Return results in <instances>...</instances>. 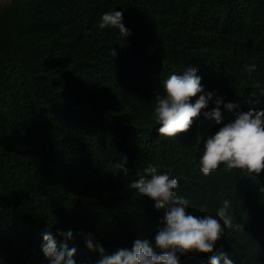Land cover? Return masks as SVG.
I'll use <instances>...</instances> for the list:
<instances>
[{
    "label": "trees",
    "instance_id": "16d2710c",
    "mask_svg": "<svg viewBox=\"0 0 264 264\" xmlns=\"http://www.w3.org/2000/svg\"><path fill=\"white\" fill-rule=\"evenodd\" d=\"M114 10L130 35L98 27ZM188 67L214 93L204 111L218 97L239 107L221 105V125L201 113L188 132L166 139L152 117L154 98L161 81ZM250 110L264 111V0L0 6V264H50L41 250L48 221L57 250L75 248L76 264L102 259L87 247L89 234L106 256L154 239L165 210L129 188L148 164L178 180L190 214L214 217L225 200L239 204L232 183L245 182L246 191L264 178L223 165L205 176L199 158L207 135ZM68 231L71 240L57 235ZM212 254L189 256L202 262Z\"/></svg>",
    "mask_w": 264,
    "mask_h": 264
},
{
    "label": "clouds",
    "instance_id": "9594fccd",
    "mask_svg": "<svg viewBox=\"0 0 264 264\" xmlns=\"http://www.w3.org/2000/svg\"><path fill=\"white\" fill-rule=\"evenodd\" d=\"M122 19V11H108L102 15L98 27L115 28L121 36H128L130 32ZM256 67L255 63L249 64L246 71L252 73ZM161 89L154 98L152 117L159 125V135L166 139H176L188 132L201 113L205 119L221 125V105L228 112L239 107L231 102L224 103L218 97L214 101L215 107L204 111L214 93L205 92L194 67L186 68L181 74H171L161 81ZM251 96L257 97V94L253 91ZM196 97L198 99L193 103ZM255 102L259 103V99ZM221 165L226 170L234 169L250 177L260 176L263 180L264 111L236 112L234 119L224 122L214 134L205 137L199 158L200 171L208 176ZM115 167L128 174L123 164L116 163ZM244 184L232 183L239 192V204L229 207V201L225 200L214 217L194 215L188 211L189 201L175 191L178 180L148 164L129 188L153 200L157 210H165L154 239H137L131 250L119 249L108 256L104 255L103 247L94 245L91 234L86 238V245L101 254L98 264H264V185L254 184L244 191ZM48 224L49 230L43 235L41 245L45 258L50 264H76L73 258L76 249L64 245L58 251L50 230L54 222L48 221ZM57 235L65 240L73 238L71 231ZM222 241L223 245L219 247ZM215 245L218 251L212 254ZM189 254L212 255L209 261L193 262Z\"/></svg>",
    "mask_w": 264,
    "mask_h": 264
},
{
    "label": "rangeland",
    "instance_id": "374dc122",
    "mask_svg": "<svg viewBox=\"0 0 264 264\" xmlns=\"http://www.w3.org/2000/svg\"><path fill=\"white\" fill-rule=\"evenodd\" d=\"M9 2H10V0H0V6H4Z\"/></svg>",
    "mask_w": 264,
    "mask_h": 264
}]
</instances>
